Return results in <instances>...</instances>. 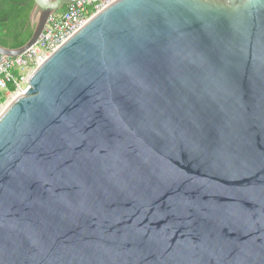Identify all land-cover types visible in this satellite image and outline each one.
<instances>
[{
	"label": "water",
	"instance_id": "1",
	"mask_svg": "<svg viewBox=\"0 0 264 264\" xmlns=\"http://www.w3.org/2000/svg\"><path fill=\"white\" fill-rule=\"evenodd\" d=\"M33 46L79 0H33ZM0 264H264V0H116L0 113Z\"/></svg>",
	"mask_w": 264,
	"mask_h": 264
},
{
	"label": "built area",
	"instance_id": "2",
	"mask_svg": "<svg viewBox=\"0 0 264 264\" xmlns=\"http://www.w3.org/2000/svg\"><path fill=\"white\" fill-rule=\"evenodd\" d=\"M116 0H79L51 14L37 42L18 56L0 54V91L20 93L27 89L33 70L63 42L81 29L88 19ZM15 87L14 91L9 86Z\"/></svg>",
	"mask_w": 264,
	"mask_h": 264
},
{
	"label": "trees",
	"instance_id": "3",
	"mask_svg": "<svg viewBox=\"0 0 264 264\" xmlns=\"http://www.w3.org/2000/svg\"><path fill=\"white\" fill-rule=\"evenodd\" d=\"M33 3V0H0L1 46L18 48L31 38L33 28L29 22V15ZM9 90L14 91L15 87L10 85ZM5 97L4 92L0 91V103L5 100Z\"/></svg>",
	"mask_w": 264,
	"mask_h": 264
},
{
	"label": "rangeland",
	"instance_id": "4",
	"mask_svg": "<svg viewBox=\"0 0 264 264\" xmlns=\"http://www.w3.org/2000/svg\"><path fill=\"white\" fill-rule=\"evenodd\" d=\"M5 94V93H4ZM17 93H9V94H5V100L0 103V113L2 112V110L4 109V107L7 105L8 102H10Z\"/></svg>",
	"mask_w": 264,
	"mask_h": 264
}]
</instances>
